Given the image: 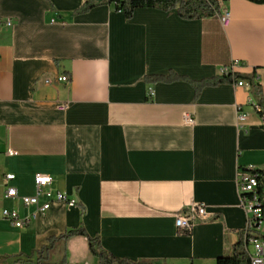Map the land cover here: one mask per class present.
<instances>
[{
    "label": "crops",
    "instance_id": "obj_1",
    "mask_svg": "<svg viewBox=\"0 0 264 264\" xmlns=\"http://www.w3.org/2000/svg\"><path fill=\"white\" fill-rule=\"evenodd\" d=\"M86 1L0 0V208L21 217L32 210L3 197L10 173L19 196L33 195L43 173L77 202H55L24 227L0 219V264H21L49 237L79 227L133 262L215 264L240 240L246 248L255 230L246 228L237 175L264 169V118L245 77L236 79L247 87L190 82L237 61L264 99V3H221L224 27L219 14L186 20L139 7L127 19L101 0L81 10ZM158 75L172 79L148 80ZM191 203L210 216L178 233L175 215ZM57 248L64 264H99L85 236L56 242L52 264Z\"/></svg>",
    "mask_w": 264,
    "mask_h": 264
},
{
    "label": "built area",
    "instance_id": "obj_2",
    "mask_svg": "<svg viewBox=\"0 0 264 264\" xmlns=\"http://www.w3.org/2000/svg\"><path fill=\"white\" fill-rule=\"evenodd\" d=\"M219 20L225 27L229 23V13L225 9L219 12ZM6 26H11L10 19L3 22ZM239 64L237 61L224 66L221 70V75L238 73ZM235 84L240 87L248 86L244 79L233 78ZM58 81L68 82L66 75L57 77ZM45 82H49L48 79ZM148 97L153 96L152 88L147 89ZM58 109L63 110L67 108V103L59 104ZM255 110L258 112L259 106L254 104ZM245 113L238 112V122L244 120ZM183 120L186 124L192 125L194 123L193 117L190 114H184ZM9 155H15L16 152L8 151ZM257 168L249 167L248 170L239 172L237 175V182L239 188V202L244 209L247 216V230H255L253 235L246 237V251L249 258V264H264V203L258 193L259 180ZM14 179V174H6L4 176L5 189L3 193L4 198L19 199L24 207L32 208L25 216H20L15 209L0 208V219L8 220L14 227H24L38 216H43L50 206L55 202H62L67 206L76 205V200L69 197L66 193L53 188V178L47 174L36 173L33 177L35 192L33 195L19 196L16 189L8 183ZM206 206L203 203H191L186 209L180 210L176 213L174 218V225L178 233L189 234L193 226L201 220H206L209 217ZM251 248V250L249 249Z\"/></svg>",
    "mask_w": 264,
    "mask_h": 264
},
{
    "label": "trees",
    "instance_id": "obj_3",
    "mask_svg": "<svg viewBox=\"0 0 264 264\" xmlns=\"http://www.w3.org/2000/svg\"><path fill=\"white\" fill-rule=\"evenodd\" d=\"M225 1L227 0H101L100 3L114 4L115 9L117 11H122L125 18L127 19L132 16L134 9L139 7H149L158 8L166 12L175 10L177 15L182 19L196 20L218 15L220 12V5ZM249 1L255 3H264V0ZM94 5V2L88 0L84 2L81 10H86ZM241 76L248 79L251 94L260 109L258 113L264 118V99L262 96L261 87L254 80V75L243 76L239 75L238 73L234 75L220 74L217 77L204 79L197 82L191 81L190 83H192L196 89H199V87L205 85H218L223 82H231L234 81V77L238 78ZM149 79L152 81H168L172 79V75L150 76L148 80ZM255 172L258 173V193L264 203V169H257ZM74 235H82L87 238L89 251L98 259L99 264H152V262L148 260L133 262L127 259L114 257L102 247L98 237H90L82 227L68 230L58 236L49 237L45 245L41 246L39 249H36L31 255H28L25 258H17V262L21 264H52L50 259L56 242H64L67 238ZM2 260H4V258H0V261ZM64 262L65 253L62 254L57 264H64ZM215 264H249V258L244 242L240 240L238 243H236L230 254L218 256L216 258Z\"/></svg>",
    "mask_w": 264,
    "mask_h": 264
},
{
    "label": "rangeland",
    "instance_id": "obj_4",
    "mask_svg": "<svg viewBox=\"0 0 264 264\" xmlns=\"http://www.w3.org/2000/svg\"><path fill=\"white\" fill-rule=\"evenodd\" d=\"M249 249L251 250V248H249ZM62 252H63L62 249L57 248V250L53 252V255L56 254L55 256H57L59 258L61 256Z\"/></svg>",
    "mask_w": 264,
    "mask_h": 264
}]
</instances>
